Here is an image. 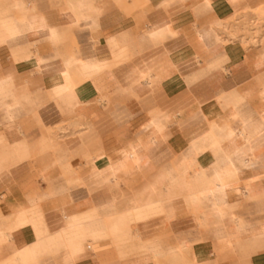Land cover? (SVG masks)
<instances>
[{"label": "crops", "instance_id": "1", "mask_svg": "<svg viewBox=\"0 0 264 264\" xmlns=\"http://www.w3.org/2000/svg\"><path fill=\"white\" fill-rule=\"evenodd\" d=\"M263 7L0 0V264H264Z\"/></svg>", "mask_w": 264, "mask_h": 264}, {"label": "rangeland", "instance_id": "2", "mask_svg": "<svg viewBox=\"0 0 264 264\" xmlns=\"http://www.w3.org/2000/svg\"><path fill=\"white\" fill-rule=\"evenodd\" d=\"M254 12L260 18V16H264V7L254 10ZM230 36L238 39L245 47L257 46L264 50V28L260 20L255 23L244 24L242 28L233 32ZM183 259H186L185 255Z\"/></svg>", "mask_w": 264, "mask_h": 264}, {"label": "built area", "instance_id": "3", "mask_svg": "<svg viewBox=\"0 0 264 264\" xmlns=\"http://www.w3.org/2000/svg\"><path fill=\"white\" fill-rule=\"evenodd\" d=\"M258 19H253L251 22H247L246 24H249V23H255ZM261 24H262V21L260 20ZM262 27L264 28L263 24H262Z\"/></svg>", "mask_w": 264, "mask_h": 264}]
</instances>
